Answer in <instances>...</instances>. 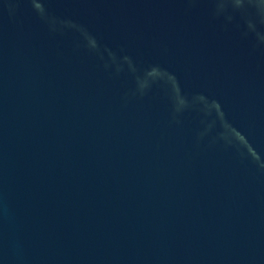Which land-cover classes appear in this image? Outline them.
<instances>
[{"label":"water","instance_id":"obj_1","mask_svg":"<svg viewBox=\"0 0 264 264\" xmlns=\"http://www.w3.org/2000/svg\"><path fill=\"white\" fill-rule=\"evenodd\" d=\"M0 264H264V0H0Z\"/></svg>","mask_w":264,"mask_h":264}]
</instances>
